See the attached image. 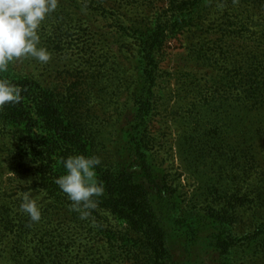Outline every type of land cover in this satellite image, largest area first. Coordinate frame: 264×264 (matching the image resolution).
I'll return each mask as SVG.
<instances>
[{
    "label": "rangeland",
    "instance_id": "374dc122",
    "mask_svg": "<svg viewBox=\"0 0 264 264\" xmlns=\"http://www.w3.org/2000/svg\"><path fill=\"white\" fill-rule=\"evenodd\" d=\"M197 4L198 9L193 0H58L39 29L50 61L22 58L10 68L72 103L93 155L107 162L118 147L116 129L133 105L139 73L135 31L165 29L155 55L148 127L165 185L158 210L164 222L192 211L205 218L222 214L243 245L228 264H264V239L256 237L264 223V91L244 90L259 78L248 70H239L243 79L224 89L218 77L225 68L208 62L243 45L264 58V0ZM224 13L232 18L222 19ZM18 144L11 132L0 133V264H146L137 234L115 215L99 214V230L93 216L87 217L89 226L81 224L77 212L62 206L70 201L66 194L57 202L36 189V173L15 155ZM25 194L36 200L39 222L21 210ZM211 231L202 230L186 246L182 230L171 231V264H217Z\"/></svg>",
    "mask_w": 264,
    "mask_h": 264
},
{
    "label": "trees",
    "instance_id": "16d2710c",
    "mask_svg": "<svg viewBox=\"0 0 264 264\" xmlns=\"http://www.w3.org/2000/svg\"><path fill=\"white\" fill-rule=\"evenodd\" d=\"M193 0L194 9L200 5ZM200 3L211 0H199ZM193 13V14H192ZM191 20L196 13L191 11ZM187 12H178L175 16L185 18ZM231 14L223 15L222 19H231ZM138 34V64L139 71L135 87L132 92L133 105L126 111V119L119 129H116L118 147L109 161L101 162L95 168L98 183L104 186V194L95 198L97 207L89 209V216L101 230V223L97 220L99 214L108 212L127 224L129 229L137 234L138 246L142 248L146 264H171V256L167 253L168 234L176 228L181 229L185 244L190 243L202 230L210 229L214 251L217 254V264H228L234 257L241 254L243 245L235 237L231 225L222 214H211L207 218L192 211L170 222H164L158 208L160 198L165 195V185L161 178V170L153 157L152 139H149V123L151 113V99L156 85L158 61L165 29L161 26L135 31ZM223 34L230 33L222 30ZM222 38H230L222 36ZM264 38V36L262 37ZM247 45L240 51L227 49L220 52V57L208 60L211 67H218L223 73L218 80L224 89L231 87L239 78L243 79L239 70L247 71L259 76L256 81L249 80L244 84V90L254 94L264 91V58L248 54ZM238 52V53H235ZM240 61H236V55ZM215 56L210 55V57ZM209 65V66H210ZM239 67V69H238ZM0 78L7 79L21 90L22 99L18 104L6 105L0 109V133L11 132L17 142L15 155L18 161H25L37 175L36 189H41L49 198L62 202L63 192L56 184V180L66 174L62 161L70 156L83 155L91 158L93 146L88 139L83 122L73 115L72 103L63 102L43 87L36 80L14 74L9 66L7 72L0 74ZM263 101L264 98H259ZM90 142V143H89ZM159 200V201H158ZM73 214L72 202H64ZM81 224L91 223L87 218L81 219ZM228 212L225 213L227 215ZM88 216V217H89ZM92 219V218H91ZM258 238L264 239V223L256 227Z\"/></svg>",
    "mask_w": 264,
    "mask_h": 264
},
{
    "label": "clouds",
    "instance_id": "9594fccd",
    "mask_svg": "<svg viewBox=\"0 0 264 264\" xmlns=\"http://www.w3.org/2000/svg\"><path fill=\"white\" fill-rule=\"evenodd\" d=\"M57 6L58 0H0V74L22 58H33L42 64L50 61L51 53L40 46L39 29ZM21 99V90L0 78V109L18 104ZM62 163L66 174L59 177L56 184L72 202L71 210L86 219L90 215L88 210L97 207L95 198L104 194V186L95 179V168L101 161L98 157L77 155ZM20 207L31 221H40L41 211L33 197L25 194Z\"/></svg>",
    "mask_w": 264,
    "mask_h": 264
}]
</instances>
